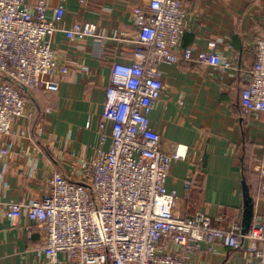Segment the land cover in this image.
I'll return each mask as SVG.
<instances>
[{
  "label": "crops",
  "instance_id": "1",
  "mask_svg": "<svg viewBox=\"0 0 264 264\" xmlns=\"http://www.w3.org/2000/svg\"><path fill=\"white\" fill-rule=\"evenodd\" d=\"M35 4L38 0H26ZM48 16L61 8L51 37L57 68L42 81L57 90H23L31 118L13 122V134L0 136V264H50L43 252L40 226L25 215L9 220L6 205L28 203L48 193L53 173L69 175L80 160L107 151L110 124L99 129L105 87L113 63L133 62L137 27L132 12L148 0H45ZM189 10L182 47L206 51L226 40L220 53L233 69L227 74L209 66L160 64L163 90L149 115L151 128L165 151L177 147L183 159L171 163L166 189L177 195L174 211L181 217L201 212L215 226L242 228L251 200L249 228L264 224V195L255 167L264 162V116L246 111L241 89L255 56L253 39L264 34V0H182ZM75 22L98 27L95 39H67L63 30ZM62 68L66 72H62ZM108 137V136H107ZM189 183V189H187ZM230 250L220 242L200 241L190 264H258L245 251L247 242ZM57 264H69L63 254Z\"/></svg>",
  "mask_w": 264,
  "mask_h": 264
},
{
  "label": "built area",
  "instance_id": "2",
  "mask_svg": "<svg viewBox=\"0 0 264 264\" xmlns=\"http://www.w3.org/2000/svg\"><path fill=\"white\" fill-rule=\"evenodd\" d=\"M48 10L45 0H0V136L10 137L15 120L32 116L19 88H58L56 81L41 80L58 65L51 37L60 31L55 22L63 11L57 8L49 17ZM189 14L182 0H148L133 10V62L113 63L105 87L99 129L110 124V135H101L102 143L110 139L108 150H99L91 161L80 160L68 176L53 173L47 194L6 205L7 219L25 215L40 226L50 264L58 263V254L69 264H190L187 255L200 241L237 250L240 240L264 264L263 223L243 234L237 224L219 228L201 212L181 217L174 211L176 193L166 189L172 161L184 156L177 147L165 151L149 122L163 90L158 65L209 66L221 74L233 69L218 50L225 43L229 47L226 40L209 43L206 51L182 47ZM63 33L77 40L99 36L92 22L72 23ZM252 49L255 61L241 89V104L264 116V34L253 39ZM8 152L1 148L0 157ZM255 169L264 195V162Z\"/></svg>",
  "mask_w": 264,
  "mask_h": 264
},
{
  "label": "water",
  "instance_id": "3",
  "mask_svg": "<svg viewBox=\"0 0 264 264\" xmlns=\"http://www.w3.org/2000/svg\"><path fill=\"white\" fill-rule=\"evenodd\" d=\"M22 89L26 90L25 88H22ZM245 207H246V213L245 214L247 215V218H246V221H245L246 223H245V225L242 228V233L243 234L247 233V231L249 230L248 224L250 222V217H251L250 213H248V211H247L248 209H251V200L247 196L245 198Z\"/></svg>",
  "mask_w": 264,
  "mask_h": 264
},
{
  "label": "trees",
  "instance_id": "4",
  "mask_svg": "<svg viewBox=\"0 0 264 264\" xmlns=\"http://www.w3.org/2000/svg\"><path fill=\"white\" fill-rule=\"evenodd\" d=\"M20 89V91H21V93H22V95H23V89L22 88H19Z\"/></svg>",
  "mask_w": 264,
  "mask_h": 264
}]
</instances>
